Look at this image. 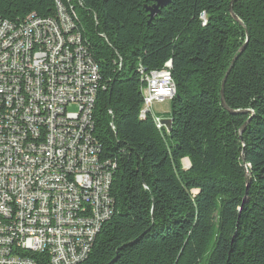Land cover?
Instances as JSON below:
<instances>
[{
	"label": "trees",
	"instance_id": "obj_1",
	"mask_svg": "<svg viewBox=\"0 0 264 264\" xmlns=\"http://www.w3.org/2000/svg\"><path fill=\"white\" fill-rule=\"evenodd\" d=\"M59 4L99 67L92 135L112 165L114 214L78 264H264V0H171L154 18L152 0H0V21ZM169 62L170 133L140 118L139 73Z\"/></svg>",
	"mask_w": 264,
	"mask_h": 264
},
{
	"label": "built area",
	"instance_id": "obj_2",
	"mask_svg": "<svg viewBox=\"0 0 264 264\" xmlns=\"http://www.w3.org/2000/svg\"><path fill=\"white\" fill-rule=\"evenodd\" d=\"M74 30L60 4L56 20L0 21V264L44 253L78 264L114 214L112 165L92 135L99 67ZM171 68L139 67L140 118L160 129L154 110L176 96Z\"/></svg>",
	"mask_w": 264,
	"mask_h": 264
},
{
	"label": "water",
	"instance_id": "obj_3",
	"mask_svg": "<svg viewBox=\"0 0 264 264\" xmlns=\"http://www.w3.org/2000/svg\"><path fill=\"white\" fill-rule=\"evenodd\" d=\"M152 2H153V6L147 8V12H149L151 18H154L158 14H160L161 10L165 9L171 3V0H152ZM235 19H237V18H235ZM243 50L244 49H242V51ZM225 82H226V79H225V81L223 83L222 96L221 97H222V105L225 107V109H228L226 104H225L224 96H223V89H224ZM231 113L235 114V112H231ZM172 124H173V120L172 119H166V120L162 121V125H164L166 127V129H167V131L169 133L172 131ZM244 131H245V126L240 131V136L241 137H242ZM242 160L245 163L244 154H242ZM189 169H190V166L188 168H186V167L184 168L185 171H188ZM251 183H252L251 176H250L249 172L247 171V190L250 188Z\"/></svg>",
	"mask_w": 264,
	"mask_h": 264
},
{
	"label": "rangeland",
	"instance_id": "obj_4",
	"mask_svg": "<svg viewBox=\"0 0 264 264\" xmlns=\"http://www.w3.org/2000/svg\"><path fill=\"white\" fill-rule=\"evenodd\" d=\"M156 112V114H159V112H165V111H169L170 112V105L169 103L162 105V106H157L154 110ZM184 166H189V162L187 160H185L183 162Z\"/></svg>",
	"mask_w": 264,
	"mask_h": 264
},
{
	"label": "crops",
	"instance_id": "obj_5",
	"mask_svg": "<svg viewBox=\"0 0 264 264\" xmlns=\"http://www.w3.org/2000/svg\"><path fill=\"white\" fill-rule=\"evenodd\" d=\"M165 112H167V113H168L169 111H165Z\"/></svg>",
	"mask_w": 264,
	"mask_h": 264
}]
</instances>
